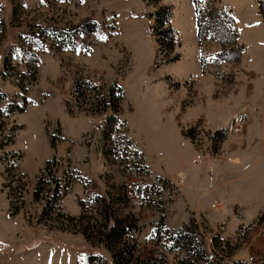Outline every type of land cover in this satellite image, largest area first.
<instances>
[{"label": "rangeland", "instance_id": "374dc122", "mask_svg": "<svg viewBox=\"0 0 264 264\" xmlns=\"http://www.w3.org/2000/svg\"><path fill=\"white\" fill-rule=\"evenodd\" d=\"M206 1L245 52L213 65L221 47L203 42L201 69L189 0H0V264H113L87 194L127 217V264H264V0ZM163 7L171 50L148 17ZM113 83L119 124L103 141L98 93ZM186 225L195 245L172 247Z\"/></svg>", "mask_w": 264, "mask_h": 264}, {"label": "trees", "instance_id": "16d2710c", "mask_svg": "<svg viewBox=\"0 0 264 264\" xmlns=\"http://www.w3.org/2000/svg\"><path fill=\"white\" fill-rule=\"evenodd\" d=\"M146 1L148 4H155L160 0ZM189 2L193 6L195 36L199 49V64L201 69H204L207 64L205 61V56L201 50V45L203 42H215L221 47V50L212 58L213 65L236 62L244 48L242 45L237 43L238 34L234 26V21L229 15V12L223 8L215 9L206 0H189ZM148 17L151 18L155 26L158 27L154 34L157 45L159 47H166V49L171 50V48L177 42V33L169 27V19L171 17L170 8H159L154 13L148 15ZM96 27L97 26L94 22L87 21L79 26V31L93 32L95 31ZM27 60L34 74L37 68L38 59L34 55H28ZM83 85H85L84 88ZM80 89H82V91H86V89L90 90L91 88L89 86V82L84 80H76L72 87V92L78 93L81 91ZM98 94L100 95L102 102L106 104V108L110 106L112 111L111 115L107 116L104 122V129L101 133V138L104 141L109 139L108 137L113 132V128L119 124L116 114L118 111L119 102L122 99V93L121 89L115 83H113L109 86H106L105 88L100 89ZM22 110V106H16L12 104V106L10 105L6 108L4 113L21 112ZM124 137L125 136L122 135V138L125 140V144L128 145L133 154L136 155L135 151H133L131 142ZM42 179L43 178L40 177L39 181L37 182V186L34 191L35 198L38 196L41 182L43 181ZM53 183L55 186L53 188L54 193L56 191V183ZM130 191L133 197L138 195L136 193L138 190H135V188H133V190L131 189ZM87 200L92 205L99 206V216L103 217V224L101 225L102 230L100 231L99 239L103 246L109 251L113 264H127L132 258L133 248V246L127 248L126 242L122 241V238L126 237L129 231L128 224L126 222L127 217L113 216L110 205L98 195L87 194ZM263 215L264 210L256 219V224L260 222V220L263 218ZM188 226L189 225L179 228L172 236L168 237L172 247H179L183 249L184 247L190 248L191 246L195 245L196 242L192 237V234L187 231ZM86 229L88 230V228ZM82 234L85 239L88 240V236L86 235L85 231H83Z\"/></svg>", "mask_w": 264, "mask_h": 264}, {"label": "crops", "instance_id": "0c3cea01", "mask_svg": "<svg viewBox=\"0 0 264 264\" xmlns=\"http://www.w3.org/2000/svg\"><path fill=\"white\" fill-rule=\"evenodd\" d=\"M192 9H193V6H192ZM231 17L233 18L232 14H231ZM193 18H194V16H193ZM233 20H234V18H233ZM234 23H235V20H234ZM235 26H236V24H235ZM236 31H237V30H236ZM237 34H238V32H237ZM238 36H239V34H238ZM239 38H240V37H239ZM239 41H240V39H239ZM240 42H241V41H240ZM244 52H245V50L243 51L242 56H243ZM242 56H241L240 61H242ZM256 77H257V76H256ZM262 77H263V76H259V75H258L257 80H256V82H257L258 84H261V85H258L259 87H260V86L263 87V84H262V83H264V79H263ZM253 114H255V113H253ZM231 117H232V116H231ZM229 122H230V121L228 120L227 123H229ZM254 122H255V119H253V120L251 121V123H254ZM223 124H225V123H223ZM223 124H222V126H223ZM250 125H251V124H250ZM250 125H249V127H248V129H249V131H250V133H249L250 139H249V140L254 139L255 136H258V138H260V133H259V132L256 133L255 129H254V128L252 129V127H250ZM259 158H261V157L259 156ZM259 158H258V156H257V157H256V160H258ZM197 175L200 176L199 173H197ZM231 206H232V205H231ZM233 206H234V205H233Z\"/></svg>", "mask_w": 264, "mask_h": 264}, {"label": "built area", "instance_id": "2783aa9c", "mask_svg": "<svg viewBox=\"0 0 264 264\" xmlns=\"http://www.w3.org/2000/svg\"><path fill=\"white\" fill-rule=\"evenodd\" d=\"M239 127H236V129L235 130H237Z\"/></svg>", "mask_w": 264, "mask_h": 264}]
</instances>
